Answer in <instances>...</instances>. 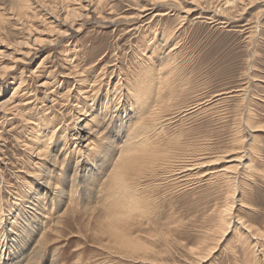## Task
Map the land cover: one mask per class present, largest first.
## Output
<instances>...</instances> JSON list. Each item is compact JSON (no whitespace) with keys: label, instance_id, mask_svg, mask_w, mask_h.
Returning <instances> with one entry per match:
<instances>
[{"label":"rangeland","instance_id":"rangeland-1","mask_svg":"<svg viewBox=\"0 0 264 264\" xmlns=\"http://www.w3.org/2000/svg\"><path fill=\"white\" fill-rule=\"evenodd\" d=\"M44 1L82 16L68 21L70 29L36 11L33 33L46 43L21 61L26 49L13 43L21 34L6 24L16 52L0 57V76L16 66L0 79V102L12 93L11 80L24 83L17 111L0 114V264H264V0H103L87 15L78 0ZM130 84L149 87L147 103L162 115L145 152L139 149L143 156L120 163L112 177L117 146L134 123L131 111L144 103L129 95ZM92 94L101 135L86 151V133L77 143L67 136L77 129L75 114L85 117L76 107ZM18 117L38 122L37 138ZM45 122L64 127L56 143L44 140ZM105 141L113 145L107 156ZM40 148L48 159L37 156ZM66 150L51 166V155ZM122 176L132 193L119 189ZM46 179L57 186L53 193Z\"/></svg>","mask_w":264,"mask_h":264},{"label":"bare ground","instance_id":"bare-ground-1","mask_svg":"<svg viewBox=\"0 0 264 264\" xmlns=\"http://www.w3.org/2000/svg\"><path fill=\"white\" fill-rule=\"evenodd\" d=\"M59 1H61V0H59ZM166 1V0H165ZM227 1V0H226ZM192 4H194V5H196V3H195V1H194V3H193V0L192 1H190ZM230 2H231V0H230ZM63 3V2H62ZM78 3H79V8L80 9H82L83 11H85V14L84 15H87V13H89L90 11H99V9L101 8V7H103V0H78ZM207 3V2H206ZM227 3H228V1H227ZM232 3V2H231ZM64 5V4H63ZM155 5V4H154ZM63 7V6H62ZM61 7V3L60 2H53V4L51 3V2H48V3H46L44 0H8V2L7 3H3V4H0V49H1V47H3V50L2 51H0V57H4V58H9V57H11V55L13 54V52H16V50H15V48H14V46L12 45V46H10L9 44H11L12 42L10 41L9 42V33L6 31V24H11V26H12V30H16L18 33H20L21 34V37L19 38V39H17L16 38V42L13 40V43H16L17 45L16 46H21V47H24L26 50L25 51H23L21 54H22V56H20V58L18 59V61H21V59H23V58H25L28 54H29V49H34L36 46H38V45H45V41L43 40V38H40L41 37V35L40 34H42V32L41 31H39V35L40 36H35V34L33 33V24H32V22H33V18H35L36 16H37V14H36V11H38V12H42V16H45V19H47L48 20V23L49 24H52V23H58V24H60V25H62V26H66V27H69L70 29H71V27H72V25H73V22L72 23H68V21H72L75 17H76V15L78 14V13H80L77 17H79V16H82V12H79V11H81V10H78V8H75V7H66V8H62ZM181 7V6H180ZM188 7H190V6H188ZM188 7H187V10H186V8H185V13H190L191 12V9L189 8L188 9ZM196 7V6H195ZM91 8H92V10H91ZM143 11V10H142ZM181 11V10H180ZM204 11V10H203ZM97 13V12H96ZM159 14H161V13H159ZM164 14V13H163ZM222 14V13H221ZM63 15V16H62ZM181 16V15H180ZM185 16V15H184ZM154 17V16H153ZM215 17V16H214ZM183 18V17H182ZM50 20V21H49ZM180 22V21H179ZM223 22V21H222ZM47 29V28H46ZM162 34V33H161ZM58 35H61V33L60 32H58ZM166 37H167V35H166ZM11 38V37H10ZM164 38H165V36H164ZM171 38V37H170ZM65 39V38H64ZM162 39H163V37H162ZM6 40H8V42L6 41ZM63 40V39H62ZM64 41V40H63ZM157 41V40H156ZM171 41V40H170ZM159 42V41H158ZM162 42V41H161ZM160 43V42H159ZM164 43V42H163ZM48 45H52V43H51V41H49L48 42ZM159 45V44H158ZM40 48V47H39ZM173 48H176V47H173ZM171 50V49H170ZM170 52V51H169ZM19 54V53H18ZM163 56V55H162ZM171 56V55H170ZM42 57V56H41ZM168 58V57H167ZM41 61L39 62V64L37 65V67H39L41 64H43L44 62H45V57H42L41 59H40ZM71 61V60H70ZM13 63V62H12ZM16 66V65H15ZM14 65L13 66H11V67H9V68H7L6 70H3L2 71V74H1V76H0V79L1 78H3L4 76H6L7 74H8V72H9V70H12L14 67H15ZM7 67V66H6ZM167 67H168V65H167ZM167 69V68H166ZM166 69L164 70V71H166ZM161 70V69H160ZM81 72V71H80ZM162 72H163V70H162ZM162 72L160 73L161 75H162ZM167 73L169 74V70L167 71ZM167 73L165 74V76L167 75ZM78 74H80V73H78ZM80 75H82V74H80ZM143 75V77L141 78V81L143 80V79H145V78H147L146 79V81L148 80V84H149V82H150V80L152 79V76L148 73L147 75H145V73L144 74H142ZM173 75V74H172ZM175 75V74H174ZM173 75V76H174ZM7 76H10V74H8ZM160 76V75H159ZM158 76V77H159ZM78 77H80V76H78ZM163 77H164V75H163ZM163 77H159V78H163ZM82 78H83V76H82ZM158 78V79H159ZM173 78V77H172ZM171 78V79H172ZM139 79V78H138ZM158 79H156V80H158ZM16 80V81H15ZM80 80V79H79ZM153 80V79H152ZM168 80H169V78H167V83L169 84L170 82H168ZM80 81H86V80H84V79H82V80H80ZM134 81H137L136 79H134ZM145 81V80H144ZM144 81H142V82H144ZM78 82V81H77ZM155 82V81H154ZM162 82V81H161ZM166 82V81H165ZM186 82V81H185ZM23 83H24V80L22 79V77L20 76L18 79H14V80H11V85H14L13 87H12V93L10 94V96L5 100V101H2V102H0V114H3V116H5V118H7V116H8V114H10V115H12V111L13 110H16L17 111V108H19V107H17V104H15V101H14V99H15V97L16 96H18V94H19V90L20 89H22V85H23ZM85 83V82H84ZM141 83V82H140ZM167 83H165V84H167ZM80 84V83H79ZM170 84H172V83H170ZM83 85V84H82ZM81 85V86H82ZM163 85V84H162ZM179 85V84H178ZM22 86V87H21ZM80 86V85H79ZM86 86V85H85ZM90 85H88V87H89ZM158 86V85H157ZM165 86H167V85H165ZM170 86V85H169ZM87 87V86H86ZM92 89L91 90H95L94 89V86H93V83H91V86H90ZM163 87V86H162ZM171 88L173 87V85H171L170 86ZM130 88H131V90H128L129 91V95H132V96H134L133 98H135V100H137V99H139L140 101H143L148 107H147V109L146 110H142L141 108L145 105L144 103H142V107L140 108V109H138L137 108V105L138 104H140L139 103V101H137L136 102V106H135V108L134 109H132V113H134L135 114V117H134V120L132 121V123H133V125H132V127L130 128H126L125 130H124V136H122V140H121V142L118 144V150H117V155H116V157L112 160V168H111V172H110V174L112 173V177H114L115 175L118 177V174L115 172V171H117L116 170V168H117V166L118 165H120V163H122L121 164V168H123L122 166H126V164H128L126 167H128V166H130L131 165V163H132V161H134V160H136L135 161V163L137 162V159H139L140 157H142L143 155L141 154V152L143 153V151H141L140 152V148H142V150H146V146H149L148 144H149V142H150V135H149V133H151L155 128H156V124L157 123H159V122H157L159 119V116H161L162 115V113L160 112V115H158V112H157V108H155V105H152V106H149L148 105V103H147V94H148V90H149V87H147L148 89H143V87H141L140 85H138V84H130ZM161 88V87H160ZM165 88V87H164ZM169 88V87H168ZM170 88V89H171ZM127 89V88H126ZM150 89H151V87H150ZM162 90H165V89H163V88H161ZM169 89V90H170ZM178 89V88H177ZM23 90V89H22ZM21 90V91H22ZM26 90V89H25ZM174 91H175V89H173ZM173 90L171 89V91L173 92ZM184 90V89H183ZM20 91V92H21ZM150 91V90H149ZM159 91H160V89H159ZM25 92V91H24ZM23 92V93H24ZM162 92V91H161ZM81 93V92H80ZM159 93V92H158ZM166 93H168V92H166ZM166 93H165V95H166ZM171 93V92H170ZM162 94V93H161ZM21 95V94H20ZM82 95V94H81ZM164 94H162V96H163ZM171 95V94H170ZM169 95V96H170ZM22 96V95H21ZM95 96H93V94L90 96V95H87V96H85L84 97V103H82V106L80 107V108H78V107H76L77 108V112H79V115H85V117L84 118H81L80 116H78V114H75V116L73 117L74 119H73V123H75L76 125V127H77V129H76V131L72 134L71 133V137L70 138H68V136H67V140H74L76 143L78 142V136H79V133H81V131L82 132H84V133H86V138H85V136L83 137V138H85V140L87 139L88 141H89V143H87L86 144V146H87V148H86V151H89L90 150V145H91V143H92V140H93V136L94 135H96L97 133H99L100 132V130L98 131V128H95V126L97 125V126H99V120L97 121L96 120V118L94 119V116H95V113L93 114L92 112L95 110V111H97V113H98V111H99V109H93L94 108V104H95V98H94ZM129 97V96H128ZM158 97H161L160 95L158 96ZM170 97H172V96H170ZM165 98V97H164ZM68 99V98H67ZM162 98H160V100H161ZM23 100V99H22ZM88 100L89 101H91V103H89L88 104ZM160 100H158V101H160ZM163 100H166V98L165 99H163ZM163 100H161V102L163 101ZM53 102V101H52ZM108 102V101H107ZM29 102L26 100V103H24V105L26 106V104H28ZM54 103V102H53ZM156 103L157 104H159L157 101H156ZM175 103V102H174ZM134 104V103H133ZM132 104V105H133ZM74 105V104H73ZM130 105V104H129ZM167 105H169V104H167ZM171 105V104H170ZM130 107V106H129ZM157 107V106H156ZM164 108H167V107H164ZM86 110V111H85ZM93 110V111H92ZM159 110H160V108H159ZM18 111H22V110H18ZM91 112L90 113V115H86V112ZM166 111V110H165ZM106 112V111H105ZM163 112V111H162ZM176 112V111H175ZM72 114V113H71ZM107 114H108V110H107ZM185 114V113H184ZM14 115V114H13ZM144 115H145V117H144ZM21 116V115H20ZM28 116V115H27ZM86 116H90L89 118L88 117H86ZM113 116V115H112ZM22 117V116H21ZM98 117V116H97ZM132 118V117H131ZM18 119H19V117H18ZM64 119V118H63ZM8 120V119H7ZM11 120V119H10ZM52 120V119H51ZM19 121H22L23 122V125H24V127L27 129V128H29V126H31V130H32V133L34 134V136H33V138L35 137V138H37V134H35L36 133V131H38L37 130V128H41V126H39V124H38V122L37 123H33V121H31V120H29V118H25V117H23V118H21V119H19ZM162 121V120H161ZM160 121V122H161ZM63 122H64V120H63ZM78 122V123H77ZM82 122H84L83 124H81ZM162 123V122H161ZM30 124V125H29ZM160 124V123H159ZM163 124V123H162ZM161 124V125H162ZM32 125H35V126H32ZM65 126H66V124H64ZM78 125H80V126H78ZM96 126V127H97ZM158 126V125H157ZM69 127V126H68ZM163 127V126H162ZM107 128V127H106ZM121 128V127H120ZM124 128V127H123ZM159 128V127H158ZM51 129V130H50ZM62 129H64V127L62 126V127H60V126H58V127H56V128H54V129H52V125H51V123H48V122H45V127H43V129H42V132L41 133H44V134H42V136H43V138H44V140L45 141H49V139L50 140H52V139H54L55 138V140H53V141H55V143H56V141H57V138H58V135H60L59 133L62 131ZM122 129V128H121ZM29 130V129H28ZM36 130V131H35ZM45 130H47L48 132H44ZM50 130V131H49ZM70 130V129H69ZM72 130V129H71ZM35 131V132H34ZM31 131H29V133L28 134H31L30 133ZM156 132V131H155ZM158 132V131H157ZM103 133V132H102ZM182 133V132H181ZM153 134V133H152ZM156 134V133H155ZM158 134V133H157ZM183 134V133H182ZM181 134V135H182ZM84 135V134H83ZM99 135H101V133H99ZM98 135V136H99ZM61 136V135H60ZM82 136V135H81ZM157 136V135H156ZM170 136V135H169ZM48 137V138H47ZM155 137V136H154ZM181 137V136H180ZM179 137V138H180ZM82 138V137H81ZM121 138V137H120ZM153 138V137H152ZM176 138H178V137H176ZM178 138V139H179ZM107 139V137H105V139L104 140H106ZM178 139H177V142H178ZM39 140V139H38ZM84 140V139H83ZM151 140H153V139H151ZM23 141V140H22ZM175 141V140H174ZM50 142V141H49ZM107 141H105V144L103 145V146H105V145H107V146H105L104 147V149H103V147H101L100 149H103L104 150V152H105V156H107L106 154H107V149L108 148H112V143H110L109 141L106 143ZM152 142V141H151ZM154 142V141H153ZM171 142H173V141H171ZM175 143H176V141H175ZM116 144H117V142H116ZM30 145V144H29ZM64 145V144H63ZM152 145H153V143H152ZM156 145V144H155ZM158 145H160V147H161V144H158ZM162 145H164V144H162ZM150 146H151V144H150ZM154 146V145H153ZM152 147V146H151ZM150 147V148H151ZM30 148V147H29ZM88 149V150H87ZM99 149V150H100ZM114 149H116V148H114ZM153 149V148H152ZM151 149V150H152ZM157 149V148H156ZM156 149H154V150H156ZM158 149H159V147H158ZM31 150V149H30ZM29 150V151H30ZM46 149H44V148H42V150H41V148H40V151H38V157L40 158V159H43V160H46V159H48V157H50V156H46V151H45ZM93 150H95V149H93ZM97 150V149H96ZM145 150H144V152H145ZM140 153H139V152ZM148 151V150H147ZM66 152H67V150L66 151H64V152H62V153H58V154H53V155H51L53 158H52V165L51 166H53V167H56V166H58V158H60V157H62V160H65V158H66ZM30 153V152H29ZM71 153V152H70ZM76 153H78V151L76 152ZM174 153V152H173ZM50 154V153H49ZM67 154H68V152H67ZM74 154V153H73ZM87 154H88V152H87ZM156 154H158V153H156ZM48 155V154H47ZM86 155V154H85ZM84 155V156H85ZM91 155V154H90ZM89 155V156H90ZM161 155V154H160ZM36 156V157H37ZM83 156V157H84ZM146 155H144V157H145ZM162 156V155H161ZM76 157V156H75ZM86 157V156H85ZM148 157L149 158H155V153L154 152H150V150H149V153H148ZM38 158V159H39ZM146 158H144V160H145ZM49 161V160H48ZM180 161V160H179ZM63 162V161H62ZM145 161H143V163H144ZM160 162V161H159ZM169 162H171V161H169ZM180 162H182V161H180ZM64 163V162H63ZM134 163V164H135ZM139 163H141L140 161H139ZM162 163V162H161ZM160 163V164H161ZM168 163V162H167ZM191 163V162H190ZM124 164V165H123ZM138 164V163H137ZM156 164H158V163H156ZM163 164V163H162ZM164 164H166V163H164ZM169 164V163H168ZM181 164V163H180ZM194 164V163H193ZM139 165V164H138ZM138 165L137 166H134V167H138ZM170 165V164H169ZM183 165V164H182ZM185 165V164H184ZM191 165H192V163H191ZM63 166V165H62ZM61 166V167H62ZM140 166H142V163H141V165ZM139 166V167H140ZM146 166V165H145ZM161 166V165H160ZM176 166V165H175ZM177 166H180V165H177ZM201 166V165H200ZM245 166H247V168H248V165H246L245 164ZM60 167V168H61ZM147 167V166H146ZM186 167V166H185ZM119 168V167H118ZM156 168H158V167H156ZM160 168V167H159ZM158 168V169H159ZM162 168H165V167H162ZM162 168H160V169H162ZM182 168H184V167H182ZM140 169V168H139ZM159 169V170H160ZM165 169H167V167L165 168ZM165 169H164V171H165ZM168 169H170V168H168ZM174 169H176V167L174 168ZM173 169V170H174ZM178 169H179V167H178ZM123 170V169H122ZM129 170V169H128ZM135 170H138V168L137 169H135ZM171 170V169H170ZM184 170V169H183ZM187 170V169H186ZM14 171V170H13ZM169 171V170H168ZM221 171V170H220ZM146 172H147V170H146ZM154 172V171H153ZM152 172V173H153ZM167 172V171H166ZM173 172V171H172ZM171 172V174H173ZM181 172V171H180ZM179 172V173H180ZM193 172V171H192ZM230 172V171H229ZM123 173V172H122ZM121 173V174H122ZM151 173V172H150ZM155 173H157V172H155ZM161 173H163V172H161ZM38 174V173H37ZM37 174H34L33 176H34V178L36 179V178H38V176H37ZM109 174V175H110ZM136 174V173H135ZM165 174H168V173H165ZM164 174V175H165ZM74 175V174H73ZM73 175H71L72 177V181H74L73 180ZM175 175V174H174ZM185 175V174H184ZM120 176V175H119ZM123 176H125L124 174H123ZM122 176V180H120V184H119V180L117 181L118 183L117 184H119V189H122L123 190V192L125 191H128V192H124L125 194H129V193H132L131 191H132V181L130 182V179H127V178H125V179H123L124 177ZM167 176V175H166ZM177 176V175H176ZM117 177H115V180L117 179ZM135 177H137V176H135ZM157 177V176H156ZM171 177V176H170ZM178 177H180V176H178ZM229 177V176H228ZM231 177V176H230ZM41 178V177H40ZM70 178V179H71ZM173 178L175 179V177L173 176ZM172 178V179H173ZM181 178V177H180ZM55 179V178H54ZM135 179V178H134ZM178 179V178H177ZM169 180H171V178L169 179ZM172 181V180H171ZM188 181V180H187ZM53 182V181H52ZM52 182L50 181V180H43V183H45V186H47L46 188H45V190L47 191V189H49L50 190V192L51 193H53V191H55V190H53V189H57L54 185L55 184H52ZM134 182H135V180H134ZM175 182V181H174ZM173 182V183H174ZM176 182H178V181H176ZM42 183V184H43ZM170 183H172V182H170ZM179 183H181V182H179ZM138 184V183H137ZM176 184V183H175ZM174 184V185H175ZM162 185V184H161ZM73 186V185H72ZM138 186V185H137ZM139 187H140V185H139ZM114 188V187H113ZM128 188H130L129 190H127ZM138 188V187H137ZM136 188V189H137ZM143 188H144V186H143ZM30 189V188H29ZM32 189V188H31ZM38 189V188H37ZM115 189H117V188H115ZM118 189V190H119ZM141 189V188H140ZM153 189V188H152ZM13 190V189H12ZM44 190V191H45ZM65 190V189H64ZM70 190H71V186H70ZM114 190V189H113ZM131 190V191H130ZM142 190V189H141ZM73 191V190H72ZM71 191V192H72ZM115 191V190H114ZM130 191V192H129ZM60 192H63V191H60ZM118 192V191H117ZM112 193V192H111ZM121 193V192H120ZM56 194V193H55ZM145 194V193H144ZM121 195V194H120ZM71 196H72V194H71ZM113 196V195H112ZM136 196V195H135ZM132 197V196H131ZM146 197V196H145ZM35 198V201L37 202V198L35 197V196H33L32 198H29V200L30 199H34ZM70 198V197H69ZM139 198V197H138ZM26 199H27V197H26ZM43 199V198H42ZM116 199H118V198H116ZM140 199H142V198H140ZM28 200V199H27ZM68 200V199H67ZM120 200V199H119ZM122 200V199H121ZM131 200V199H130ZM130 200H128V201H130ZM139 200V199H138ZM143 200H145V198L143 199ZM152 200V199H151ZM23 201V200H22ZM72 201V200H71ZM141 201V200H140ZM149 201V200H148ZM69 202V201H68ZM137 202V200H135L134 202H133V204L134 203H136ZM139 202V201H138ZM130 204H131V202H130ZM136 205H137V203H136ZM131 206L132 205H130V207H129V209L131 208ZM40 207V206H39ZM107 207V206H106ZM128 209V210H129ZM137 209V208H136ZM114 210V209H113ZM119 210V209H118ZM134 210V209H133ZM33 212H35V211H33ZM32 212V215L30 214V217L32 218L33 217V214L35 215V213H33ZM131 212L133 213H135L136 211H130V215H131ZM25 213V212H24ZM113 213V212H112ZM118 213V212H117ZM125 213V212H124ZM133 213V214H134ZM108 214V213H107ZM114 214V213H113ZM120 214V213H119ZM139 214V213H138ZM110 215V214H109ZM125 215V214H124ZM7 216V215H6ZM21 216V215H20ZM106 216V215H105ZM111 216V215H110ZM115 216V215H114ZM130 217H133V216H130ZM18 216H17V218L15 219V221L12 223V224H10L11 225V227L12 228H16L15 226L17 225V223H19L18 222ZM30 218V219H31ZM112 218H113V216H112ZM111 218V219H112ZM13 219V218H12ZM21 219V218H20ZM115 219V218H114ZM117 220V219H116ZM105 222V221H104ZM114 222V220L112 221V223ZM117 222V221H116ZM127 222H128V220H127ZM243 222H245V221H243ZM9 223V222H8ZM102 224V223H101ZM114 224H116V223H114ZM247 225V224H246ZM100 228H101V225L99 226ZM243 227V229L244 230H246L247 232H249L250 231V228H248V227H246L245 225L244 226H242ZM110 229H111V226L109 227ZM229 228V227H228ZM102 229V228H101ZM256 229V228H255ZM99 230V229H98ZM11 231V230H10ZM256 231V230H255ZM98 233V232H97ZM226 234V233H225ZM252 234V233H251ZM261 234V233H260ZM97 235V234H96ZM202 238V237H201ZM255 239V238H254ZM257 240V239H256ZM40 243H43V236H41V239H40ZM188 248V247H187Z\"/></svg>","mask_w":264,"mask_h":264}]
</instances>
